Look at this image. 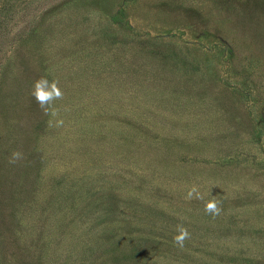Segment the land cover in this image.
Returning a JSON list of instances; mask_svg holds the SVG:
<instances>
[{
	"label": "rangeland",
	"instance_id": "rangeland-1",
	"mask_svg": "<svg viewBox=\"0 0 264 264\" xmlns=\"http://www.w3.org/2000/svg\"><path fill=\"white\" fill-rule=\"evenodd\" d=\"M0 264H264V0H0Z\"/></svg>",
	"mask_w": 264,
	"mask_h": 264
},
{
	"label": "clouds",
	"instance_id": "clouds-1",
	"mask_svg": "<svg viewBox=\"0 0 264 264\" xmlns=\"http://www.w3.org/2000/svg\"><path fill=\"white\" fill-rule=\"evenodd\" d=\"M31 95L35 99L36 103L39 107L45 112V114H50L52 116H57L58 113L56 110L51 108V105L54 101L63 99V92L58 87V81H49L46 77H41L34 82L33 90ZM64 121L62 119H57L55 121L56 127H62ZM26 160V156L22 151L14 150L10 156L8 157V164L17 165L22 161ZM210 195V194H209ZM187 199L191 200L195 199H203L198 189L193 186L187 193ZM220 202L216 199H211L205 204V213L209 214L213 217L218 216L221 212V208L219 207ZM190 239L189 231L180 226L177 231V235L174 236V243L179 247H184V242Z\"/></svg>",
	"mask_w": 264,
	"mask_h": 264
}]
</instances>
